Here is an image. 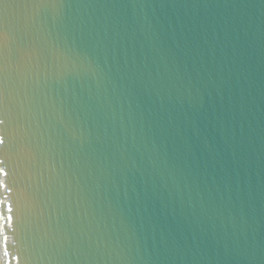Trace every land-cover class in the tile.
<instances>
[{
    "label": "water",
    "instance_id": "water-1",
    "mask_svg": "<svg viewBox=\"0 0 264 264\" xmlns=\"http://www.w3.org/2000/svg\"><path fill=\"white\" fill-rule=\"evenodd\" d=\"M0 140V264H264V0H0Z\"/></svg>",
    "mask_w": 264,
    "mask_h": 264
},
{
    "label": "snow or ice",
    "instance_id": "snow-or-ice-1",
    "mask_svg": "<svg viewBox=\"0 0 264 264\" xmlns=\"http://www.w3.org/2000/svg\"><path fill=\"white\" fill-rule=\"evenodd\" d=\"M2 142H3V141L0 140V143H2ZM0 173H3L4 175H7V173H5L3 169H0ZM3 186H4V187H7L6 185H3ZM8 211H11V208H10V207L8 208ZM0 219H3V217L0 216ZM7 220L10 221V220H11V217H10V216L7 217ZM4 239H5V241H6V240H7V237L5 236Z\"/></svg>",
    "mask_w": 264,
    "mask_h": 264
}]
</instances>
